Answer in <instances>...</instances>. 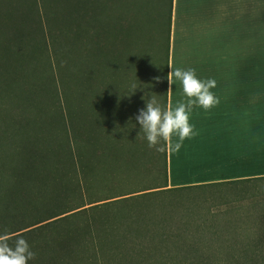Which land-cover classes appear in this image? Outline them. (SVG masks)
I'll return each mask as SVG.
<instances>
[{
	"label": "trees",
	"instance_id": "1",
	"mask_svg": "<svg viewBox=\"0 0 264 264\" xmlns=\"http://www.w3.org/2000/svg\"><path fill=\"white\" fill-rule=\"evenodd\" d=\"M172 8L0 0V240L25 238L32 264H264V223L250 224L264 197L243 202L264 177L171 187L168 151L139 134L146 92L168 106ZM133 81L143 89L124 96ZM208 186L235 192L223 221L209 211L204 230L175 227L160 201ZM216 229L235 230L241 248L187 238Z\"/></svg>",
	"mask_w": 264,
	"mask_h": 264
},
{
	"label": "crops",
	"instance_id": "2",
	"mask_svg": "<svg viewBox=\"0 0 264 264\" xmlns=\"http://www.w3.org/2000/svg\"><path fill=\"white\" fill-rule=\"evenodd\" d=\"M170 65L194 68L200 78L216 80L212 91L219 104L208 111L195 108L192 115L198 120L201 109L204 117L222 111L224 172L195 185L264 177V0H173ZM177 99L173 84L168 106ZM263 223L264 218L252 216L251 231L259 232Z\"/></svg>",
	"mask_w": 264,
	"mask_h": 264
},
{
	"label": "rangeland",
	"instance_id": "3",
	"mask_svg": "<svg viewBox=\"0 0 264 264\" xmlns=\"http://www.w3.org/2000/svg\"><path fill=\"white\" fill-rule=\"evenodd\" d=\"M262 90H264V87H261L260 103L264 105V92H262ZM200 112L201 116L198 117V120L195 116H191V123L194 125L198 134L190 140H185L179 152L169 151V181L173 187L195 185V183L198 182H205L209 179L220 177L222 176L221 172H224L222 159L219 153L220 137L224 130L221 123L222 111H212L211 115L206 117H204L205 112L202 111V109ZM262 118H264V109H261V121ZM261 129H264V126H261ZM173 142H175V138H173ZM260 184L261 188H263L264 183ZM236 186L237 185H234V187ZM216 188L217 187L214 186L204 188L193 187L192 189L185 190L182 194L180 193L177 195L171 193L160 202L171 203L173 206L174 213L170 218L175 227L183 226L181 225V221L187 219L189 220V222H187L189 227L194 228L191 231L195 232V229L199 226L202 227L200 230H204V224H206L204 221L210 217L209 215L212 216L213 214L214 218H219L220 216V220L223 221V214H225L230 207V205L224 202L231 197L233 198V194H235L234 191H231L233 190L231 187L229 189L226 187L224 189L222 187ZM247 192L249 196H247V194V200L243 201L246 203L257 201L264 197V190H257L256 188L255 190L252 189V191ZM255 192H260L257 199L256 197H251V194H255ZM234 200H236V198H234ZM209 211L212 214H210ZM215 232L220 233L219 235H214L213 233ZM201 234L208 238L217 236L214 239H217L219 242H224L225 246L215 245L216 248H241L237 243L238 238L235 235V230L223 232V230L220 231L216 229L209 230L207 233L200 231L194 235L188 232L187 238H196L195 236H201ZM227 240H230L229 245L226 244L229 242ZM199 246L203 247L202 244Z\"/></svg>",
	"mask_w": 264,
	"mask_h": 264
},
{
	"label": "clouds",
	"instance_id": "4",
	"mask_svg": "<svg viewBox=\"0 0 264 264\" xmlns=\"http://www.w3.org/2000/svg\"><path fill=\"white\" fill-rule=\"evenodd\" d=\"M170 67L167 80L169 89L173 84L178 86V99L174 107L162 104L159 94L146 92L145 107L138 111L135 117L140 127L139 134L147 142V147L158 153L165 151L179 152L185 140L194 138L198 133L191 123V115L195 108L208 111L219 104V98L212 89L216 88L214 78H200L194 68ZM138 89H143L135 81L129 84L128 94L133 95ZM138 134V135H139ZM175 138V142H173ZM36 253L23 237L15 239L9 245L6 240H0V264H32Z\"/></svg>",
	"mask_w": 264,
	"mask_h": 264
}]
</instances>
